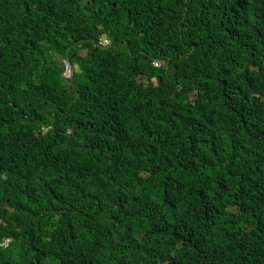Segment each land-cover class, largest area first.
Segmentation results:
<instances>
[{
  "label": "trees",
  "instance_id": "16d2710c",
  "mask_svg": "<svg viewBox=\"0 0 264 264\" xmlns=\"http://www.w3.org/2000/svg\"><path fill=\"white\" fill-rule=\"evenodd\" d=\"M0 264H264V0H0Z\"/></svg>",
  "mask_w": 264,
  "mask_h": 264
},
{
  "label": "built area",
  "instance_id": "2783aa9c",
  "mask_svg": "<svg viewBox=\"0 0 264 264\" xmlns=\"http://www.w3.org/2000/svg\"><path fill=\"white\" fill-rule=\"evenodd\" d=\"M107 43H108V40L107 39H103L100 42V44H102V45H106ZM64 75H65V77H70V75H71V69H70V66H69V64L67 62L65 63V72H64Z\"/></svg>",
  "mask_w": 264,
  "mask_h": 264
},
{
  "label": "clouds",
  "instance_id": "9594fccd",
  "mask_svg": "<svg viewBox=\"0 0 264 264\" xmlns=\"http://www.w3.org/2000/svg\"><path fill=\"white\" fill-rule=\"evenodd\" d=\"M103 39H107V38L102 37V38L98 41L97 45L107 46V45L109 44V41H108V43H107L106 45H102V44H100V42H101ZM107 40H108V39H107ZM153 65H154L155 67L158 68V67L164 66V62L159 61V60H154V61H153Z\"/></svg>",
  "mask_w": 264,
  "mask_h": 264
},
{
  "label": "rangeland",
  "instance_id": "374dc122",
  "mask_svg": "<svg viewBox=\"0 0 264 264\" xmlns=\"http://www.w3.org/2000/svg\"><path fill=\"white\" fill-rule=\"evenodd\" d=\"M7 239H5L4 243H6Z\"/></svg>",
  "mask_w": 264,
  "mask_h": 264
}]
</instances>
